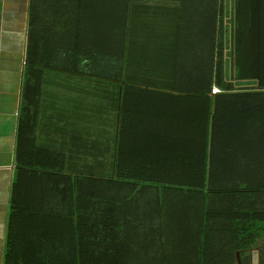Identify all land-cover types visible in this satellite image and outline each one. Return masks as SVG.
Masks as SVG:
<instances>
[{
  "label": "crops",
  "instance_id": "1",
  "mask_svg": "<svg viewBox=\"0 0 264 264\" xmlns=\"http://www.w3.org/2000/svg\"><path fill=\"white\" fill-rule=\"evenodd\" d=\"M129 2L125 76L129 84L140 87L49 75L50 84L44 87L47 94L43 91L45 105L35 116L30 115L36 123L34 143L39 144L35 129L42 127L46 136L43 149L66 154L71 173H86L91 161L109 160L114 155L117 171L130 176L120 179L127 187H134V182L151 184L145 187L157 190L200 188L199 175L207 170L208 162L201 158L214 152L203 140L212 131L206 119L209 110L202 105L204 91L172 84L173 73L198 71V63L220 70L221 63L225 76L264 75V20L257 13L264 11V0ZM31 3L0 0V264H8V227L15 221L12 208L21 203L13 189L18 176L20 109L30 38H35L39 54L50 60L101 59L107 54L108 37L113 40L114 53L116 46L122 53V27L114 25V31H108L104 13L100 17L98 12L95 21L88 14L77 25L68 21L59 25L54 20L32 27ZM114 3V19L121 23L123 13H117L119 6L116 0ZM218 132L215 137L222 142L214 149L226 145L231 159L223 164L227 171L211 168L221 179L210 187L227 193L209 201V213L184 200L179 210L154 218L122 215L121 227L115 232L118 237L108 250L113 256L102 264H264V194L258 193L264 189V147L260 149V137H253L250 140H258L257 150H252L250 142L237 150L236 133L224 140ZM149 172H173L179 185L135 179ZM188 173H195L193 181L186 180L184 174ZM252 188L257 192L249 191ZM230 190H240L241 196ZM148 198L141 201L148 202ZM161 204L166 205L165 200ZM242 214L246 218L254 214L262 229L257 238L233 232L236 218L241 222L246 219ZM62 227L61 233L65 231ZM72 232L74 235V228ZM30 247L17 241L11 261L19 264L18 254L23 249L31 251ZM53 247L51 253L58 252L57 257L51 255L53 264H85L79 256L66 254L70 245L63 251L59 244ZM71 251L75 252V246Z\"/></svg>",
  "mask_w": 264,
  "mask_h": 264
},
{
  "label": "trees",
  "instance_id": "2",
  "mask_svg": "<svg viewBox=\"0 0 264 264\" xmlns=\"http://www.w3.org/2000/svg\"><path fill=\"white\" fill-rule=\"evenodd\" d=\"M51 1L43 0L42 6H40L39 0V6H36L32 0L29 12L30 26L35 27L39 22L43 24L46 22L47 24L49 21L58 18L59 12L44 8V3L47 4ZM129 1L124 0V9H122L124 13L121 23L119 18H116L117 20L110 19L111 17L108 20H106L108 17L105 18L108 31H114V25H121L122 27L121 54L118 53L119 46H116L117 53H114L113 40L108 37V49L105 48L107 54L103 55L101 59L89 61L77 58L50 60L39 54L41 49L36 46L35 38H30L20 109V139L16 157L18 176L13 189L15 197L21 198V203L13 205L14 208H12L15 212V214L12 213V221L15 220L18 224H15L14 221V225H12L10 222L8 227L9 251L6 255L8 264H18L11 261L10 256L15 254L11 249L17 241L31 246V251L23 249L18 254L21 256L17 260L19 264H25L22 261H25L26 264H53L51 255L57 257L58 252L52 254L51 249L56 244L63 248L62 251L65 245H70V249H66L69 252L64 251L63 254H69L73 258L79 256L81 262L85 264H102L109 260L108 256H113V253L108 250L118 237L115 232L118 227H121L122 215L134 214L138 217L149 216L154 218L155 215L165 211L179 210L178 208L184 206L182 204L184 200L190 202L192 207L195 205L199 211L209 213V201L220 196L221 192L224 195L227 193L223 188L210 187L211 182L221 179L216 177V174L214 175L211 168L217 167L227 171L223 164L227 165L226 163L231 159L229 154L227 157L229 150L226 145L222 144L219 150L214 149L215 144L222 142L221 140L217 141L215 137L219 133L218 131L222 132L218 137L221 136L224 140L228 139V135L236 133L237 135L234 136L237 140L234 143L238 147L237 150L247 147L248 142H250L252 150H257L258 140L250 139L259 137L261 139L260 149L264 147V75L225 76L221 70V63L220 70L212 69L210 64H204L206 69L203 71L204 65L198 63L196 65L200 67L198 68L200 70L191 71L193 74L187 70L180 75L176 70L172 77V84L174 85L195 86L194 89L204 91L200 95L202 105L205 111L209 110L206 119L209 120L208 127H211L212 131L203 140L211 150L213 147L214 152L210 153L211 155L208 157L201 158V162L202 159H204L203 163L208 162L205 164L207 170L199 175L202 182L200 188L197 186L192 188L168 187L169 189L166 190H157L151 189L153 186L145 187L151 184L143 183L140 185L134 182L132 183L134 187H127L120 183V179L126 176L123 178L125 180L130 176L117 171L114 167V155L109 160L91 161L90 169L86 173H71L67 167L70 162L66 154L40 148L34 143L36 123L30 115L35 116L41 109L43 89L50 84L49 75H63L107 85L140 87L133 83L129 84L125 76L127 63L125 53L127 48L126 28L128 25L130 29L131 25L128 23L130 19L126 18L125 13L130 11L131 3ZM62 3L65 5L64 2ZM74 3L80 5L81 1L76 0ZM41 13L44 14L45 19ZM257 13L263 21L264 11L259 10ZM88 14L84 13V16ZM90 19L92 20V17ZM214 87L220 93L213 96L211 93ZM196 96L198 97V95ZM30 121L33 122L30 123ZM116 163L118 164V160ZM139 175L142 178L135 179H141L143 182L161 181L179 185L177 176L173 172H149ZM184 175L187 176V181L195 179V173ZM205 182H207V187L203 184ZM136 185H140V187H135ZM238 191L240 190H233L232 192L230 190V193L240 197L241 192ZM249 191L255 193L257 189L252 188ZM258 193L264 194V189H259ZM146 196L149 197L148 202L141 201V198ZM163 200H165L166 205L161 204ZM167 204L168 207H166ZM242 215L245 219L246 216ZM236 220L238 222L236 225L234 224V228H229L234 233L243 232L245 235L257 238L262 232L261 226L254 219V214L246 218L244 222L237 218ZM62 225V228L65 229L63 233L60 232ZM73 246H75V252L71 251Z\"/></svg>",
  "mask_w": 264,
  "mask_h": 264
},
{
  "label": "rangeland",
  "instance_id": "3",
  "mask_svg": "<svg viewBox=\"0 0 264 264\" xmlns=\"http://www.w3.org/2000/svg\"><path fill=\"white\" fill-rule=\"evenodd\" d=\"M42 1L43 0H40V6H42V4H41ZM75 1L76 0H52L51 2H48L47 4L44 3V8H48L50 10L59 12L58 13L59 16L54 22V23H58L59 25H61V24L64 25L68 19H69L68 20L69 23H74V25H77L78 22L81 23L82 21L85 20L84 13L91 14L93 21L99 19L98 12H101L100 17L104 13V15L106 17H108L106 20H108L109 17H111L110 19L115 20L114 19V17H115V15H114V5H115L114 2H115V0H86L87 5H84L85 0H80L81 1L80 5H77L76 3H74ZM77 1L79 2V0H77ZM116 1H117V5L119 6V9H116L117 13L118 12L120 14L124 13V11L122 10V9H124V0H116ZM61 2H64L65 5H63V3L61 4ZM71 2H73L74 4L73 3L71 4ZM33 3H35L36 6H39V0H33ZM64 10H67V11L65 12ZM120 14H119V16H120ZM62 16H65V17H62ZM42 17L45 19L44 14H42ZM185 67L186 66H184V68ZM181 68H183L182 64H181ZM203 68H204L203 69V71H204L206 69L205 65ZM185 72H187L186 69H185ZM179 73H180V71H179ZM189 73L193 74V72H191V71ZM43 91L45 94H47L46 89L45 90L43 89ZM44 105H45V102L43 101L41 107H43ZM41 119H42V117L37 118L38 124L43 123V122H41ZM37 127H38V125H37ZM41 129H42V127H39L38 129H35V130L38 133V142H39L38 147L40 146L41 148H43L45 143L42 139H45L46 136L43 134V131H42L43 129L42 130ZM40 132H42V133H40ZM41 136H42V138H41Z\"/></svg>",
  "mask_w": 264,
  "mask_h": 264
},
{
  "label": "built area",
  "instance_id": "4",
  "mask_svg": "<svg viewBox=\"0 0 264 264\" xmlns=\"http://www.w3.org/2000/svg\"><path fill=\"white\" fill-rule=\"evenodd\" d=\"M218 93H220V91H219L217 88L214 87V88L212 89V94H213V95H216V94H218Z\"/></svg>",
  "mask_w": 264,
  "mask_h": 264
}]
</instances>
